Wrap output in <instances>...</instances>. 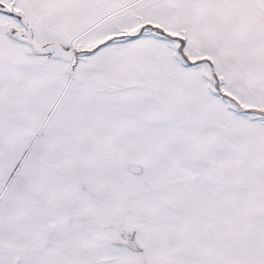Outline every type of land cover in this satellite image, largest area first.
I'll list each match as a JSON object with an SVG mask.
<instances>
[{"label": "snow or ice", "instance_id": "6c2138e0", "mask_svg": "<svg viewBox=\"0 0 264 264\" xmlns=\"http://www.w3.org/2000/svg\"><path fill=\"white\" fill-rule=\"evenodd\" d=\"M0 264H264V0H0Z\"/></svg>", "mask_w": 264, "mask_h": 264}]
</instances>
